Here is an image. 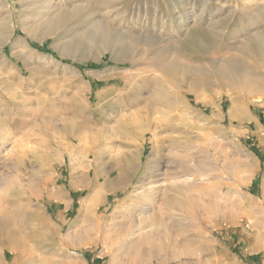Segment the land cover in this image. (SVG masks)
<instances>
[{
    "label": "rangeland",
    "instance_id": "1",
    "mask_svg": "<svg viewBox=\"0 0 264 264\" xmlns=\"http://www.w3.org/2000/svg\"><path fill=\"white\" fill-rule=\"evenodd\" d=\"M49 1L27 34L0 0V264H264V99L216 72L238 57L264 93V0ZM102 19L164 41L129 63Z\"/></svg>",
    "mask_w": 264,
    "mask_h": 264
},
{
    "label": "bare ground",
    "instance_id": "2",
    "mask_svg": "<svg viewBox=\"0 0 264 264\" xmlns=\"http://www.w3.org/2000/svg\"><path fill=\"white\" fill-rule=\"evenodd\" d=\"M29 1H31V0H23V2H25V3L20 5L21 9H19L21 14L19 16L18 21L20 22V25H22L21 27H22L23 31H25L27 34L28 33L29 34L30 33L33 34L34 32H38V30H41V31H43L42 33L46 34V33H51L53 30L58 28V24L60 23V21H59L60 19L58 17L51 18L49 16L51 14L50 11L55 12L58 9H60V8H58L57 4H54L53 7H52V4H51V2L49 0H38V1H41V2L37 1L38 3H36V4H32V3L29 4L28 3ZM182 1L183 2H185V1L187 2L188 0H182ZM1 5H2L1 8H3L4 4H1ZM50 7H51V9H49ZM28 9H30V10L31 9L32 10L36 9V11H37L36 12V16H34L32 19H29V18L27 19L25 17V15H24V13L26 11L27 12L29 11ZM0 10H2V9H0ZM12 13H13L12 11H9L8 12L9 16H11ZM198 18H199V15H197L196 17H194L192 19L188 18V20H187V16H183L181 18V20L179 21L180 26H181L180 29H182L184 31V34H185L186 38H188L189 40H193L192 38H195L199 34V31H201L200 30L201 28L200 27L198 28V26H199L198 25L199 21H197ZM132 20H130V22H132ZM135 21L133 22L134 23L133 26L136 25ZM27 22H30V24L28 23V25H26ZM92 24L94 25V26L92 25L94 28H96V29L99 28L101 30V32H102L101 39H102V41H104L106 43H108V40L110 39V37H112L114 35L117 36L118 39L121 37V39L123 38V39H125L127 41V42H125V45H126V50H125L126 54L125 55L127 57L126 61H128L129 63L132 61V58H130L132 52H134L132 50L136 48L137 42L139 40H146L147 41L148 39H154V40L159 41V42H163L164 41L163 39H161V34H157V35L155 34L154 35V34H149L150 32L147 34L143 30H140L141 28L138 29L137 33L133 34V32H130L129 30H128L129 32L127 33V32H125V30L120 31L116 27L113 28L110 24H108L103 19L102 20H97V21H95V23H92ZM5 25H6V27H8V28H5V30L3 29V31H5V33H2V31L0 32V37H1V35L5 34L3 41L7 40L9 37H11V35L13 33V27H10V25H7V23H5ZM5 25H4V27H5ZM162 25H164V24H162ZM185 26H187V27H185ZM202 31H203V29H202ZM253 37H254L253 40L250 42V50L253 51V53L255 54V57L258 60V64L260 66H264V34L255 33L253 35ZM254 40H255V42H254ZM14 45H15L14 47L21 46L19 43L18 44L16 43ZM24 47H26V46H22V48H24ZM186 47H188V46H186ZM24 51L25 50H23V52ZM111 55H112V57L116 58L117 62L118 61L121 62L122 59L118 57L119 56L118 54L115 53V55H114V52L112 51ZM117 58H119L121 60H119ZM172 68H174L173 65H171V69ZM181 70H183V69H181ZM193 72H194V69H193ZM216 72H217V74H219L226 81V83H225L226 86H228V87H230L232 89H236V88L243 89L249 95L251 94L253 96V98H255L257 100H263L264 99L263 89L260 88L261 86L259 84L260 79L258 80L259 82L256 81V79L259 78V77H256V79H253V78H255L254 77L255 75H253V78H251L252 77L251 76V72L247 71L246 67L244 68V66L242 64V61L239 60L238 57L235 58V60L234 59H231V60L224 59V60L220 61L219 65L217 66ZM115 73L117 75H122L121 72L120 73L119 72H115ZM171 77H173V76H171ZM143 80L145 82L149 80V82H150L151 78H147L146 77ZM140 239H142V238L140 237ZM144 239H145V236H144V238L142 240H144ZM149 245H151L152 246L151 249H153L155 247L156 243L155 244L151 243Z\"/></svg>",
    "mask_w": 264,
    "mask_h": 264
}]
</instances>
